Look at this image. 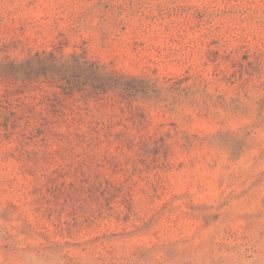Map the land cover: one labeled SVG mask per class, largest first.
Listing matches in <instances>:
<instances>
[{"label": "rangeland", "instance_id": "374dc122", "mask_svg": "<svg viewBox=\"0 0 264 264\" xmlns=\"http://www.w3.org/2000/svg\"><path fill=\"white\" fill-rule=\"evenodd\" d=\"M0 264H264V0H0Z\"/></svg>", "mask_w": 264, "mask_h": 264}]
</instances>
